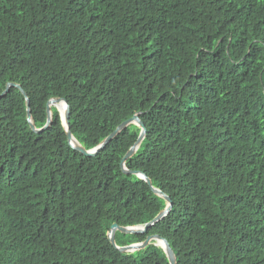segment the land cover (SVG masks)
Masks as SVG:
<instances>
[{"label": "trees", "instance_id": "16d2710c", "mask_svg": "<svg viewBox=\"0 0 264 264\" xmlns=\"http://www.w3.org/2000/svg\"><path fill=\"white\" fill-rule=\"evenodd\" d=\"M10 83L37 128L65 99L87 150L140 115L126 165L174 205L119 246L158 234L178 264H264V0H0ZM51 110L36 132L19 87L0 99V264H170L157 240L109 238L168 206L122 168L141 127L88 156Z\"/></svg>", "mask_w": 264, "mask_h": 264}, {"label": "water", "instance_id": "95a60500", "mask_svg": "<svg viewBox=\"0 0 264 264\" xmlns=\"http://www.w3.org/2000/svg\"><path fill=\"white\" fill-rule=\"evenodd\" d=\"M12 86L19 87L22 90V92L25 94V96L27 98V103H28L29 121L32 125V128L36 132H43L47 128L50 127V125L52 124V120H53V113L51 110V106L56 105L60 109L62 119H63V124H64L65 130L67 132L68 140H69L70 144L75 149H77L78 151H80V152H82L88 156H95L101 149L106 147L123 129H125L130 124L135 123V124L139 125L142 129V132H141L140 137H139L138 141L136 142V144L129 150V152L124 157V159L122 161V168H123L124 172H126V173L137 174L142 179L146 180L153 187L152 180L145 173L140 172V171H131L128 169V167L126 165L127 160H129L130 158H132L136 154L138 148L142 144V142L145 139L146 134H147V127H146L145 123L142 121V119L140 118L139 114H136L131 119H129V120L123 122L121 125H119L118 128L113 133H111L104 141H102L97 147L90 149V150H87L76 139V137L73 135V133L71 131V127H70V106L65 99L53 98L50 100V102L48 104V111H49L48 112L49 113L48 121L43 128H37L35 126L33 120H32V114H31V110H30V105H31L30 104V98L28 97L26 91H24V89L22 88L21 85L15 84V83L8 84L6 90L0 95V99L9 92V90ZM62 107H65L64 113L62 112V109H61ZM153 189L155 190V192L157 194H159V195H161L167 199L168 206L156 218H154L151 222L147 223L144 227L121 226L118 223L113 224L112 229L109 233V238H110L111 242L113 243V245L115 247H117L119 250H121L122 252H129V251L132 252V251L144 249L148 245H150L153 240H157L158 245L162 246L164 248V250L166 251L167 256L170 260V264H178L177 256H176L173 248L171 247L170 242L166 238H164L158 234L148 236L147 239L141 243H134V244L126 245V246H119L117 244V241H116V232L117 231H121L124 233H143V232H146L151 226L155 225L158 221L162 220L172 210L173 205H174L172 198L159 189H156L154 187H153Z\"/></svg>", "mask_w": 264, "mask_h": 264}, {"label": "bare ground", "instance_id": "6f19581e", "mask_svg": "<svg viewBox=\"0 0 264 264\" xmlns=\"http://www.w3.org/2000/svg\"><path fill=\"white\" fill-rule=\"evenodd\" d=\"M61 109L63 110V113H64L65 112V107H62Z\"/></svg>", "mask_w": 264, "mask_h": 264}]
</instances>
